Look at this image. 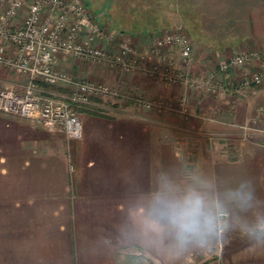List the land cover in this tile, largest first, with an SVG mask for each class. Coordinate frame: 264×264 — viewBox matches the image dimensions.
Listing matches in <instances>:
<instances>
[{"label": "crops", "instance_id": "obj_1", "mask_svg": "<svg viewBox=\"0 0 264 264\" xmlns=\"http://www.w3.org/2000/svg\"><path fill=\"white\" fill-rule=\"evenodd\" d=\"M85 2L102 10H97L101 25L140 49L151 44L150 35L181 31L190 36L180 8L195 11L194 20L204 17L206 22L190 36L192 71L206 78H218L217 53H264V0ZM159 5L168 13L164 9L158 16ZM170 54L181 62L178 54ZM258 65L253 61L244 71H255ZM58 67L165 103L175 102L184 91L163 84L168 90L163 94L162 83L153 78L73 57L61 56ZM242 71L230 74L236 83ZM0 72L9 74L0 77V88L21 91L28 79L5 68ZM187 93L189 118L98 101L102 107L81 111L84 135L79 140L0 113V264H264V244L227 228L204 248L150 242L132 231L136 206L165 175L179 183L207 178L221 188L251 178L264 202V135L244 138L232 125L256 118L264 125V115L256 110L264 87L244 88L241 97L195 89ZM237 96L244 100L234 102Z\"/></svg>", "mask_w": 264, "mask_h": 264}, {"label": "built area", "instance_id": "obj_2", "mask_svg": "<svg viewBox=\"0 0 264 264\" xmlns=\"http://www.w3.org/2000/svg\"><path fill=\"white\" fill-rule=\"evenodd\" d=\"M170 52L178 54L181 62ZM61 56L103 64L122 73H139L184 91L173 103L148 99L105 82L75 77L58 67ZM216 56L218 78L214 80L192 71V41L181 31L157 35L146 49H140L117 31L101 25L85 0H0V68L28 77L21 91L0 89V113L37 122L79 140L84 135L81 110L102 107L100 101H127L144 111H170L189 118L188 89L226 97L238 95L244 88L264 87L261 51ZM253 61L259 68L244 71ZM237 71L243 73L236 83L230 74ZM256 110L264 115V100ZM232 125L242 130L244 138L251 133L264 135L259 118Z\"/></svg>", "mask_w": 264, "mask_h": 264}, {"label": "clouds", "instance_id": "obj_3", "mask_svg": "<svg viewBox=\"0 0 264 264\" xmlns=\"http://www.w3.org/2000/svg\"><path fill=\"white\" fill-rule=\"evenodd\" d=\"M131 228L150 242L169 240L179 248L208 247L226 228L264 244V202L251 178L221 188L207 178L179 183L165 175L136 206Z\"/></svg>", "mask_w": 264, "mask_h": 264}, {"label": "rangeland", "instance_id": "obj_4", "mask_svg": "<svg viewBox=\"0 0 264 264\" xmlns=\"http://www.w3.org/2000/svg\"><path fill=\"white\" fill-rule=\"evenodd\" d=\"M168 2V1H167ZM162 5V4H161ZM161 5H159V10L157 11V14H158V16H161V14L162 13H164L163 11H164V9H167V8H163ZM163 6H165V7H168V3H166V4H164ZM162 7V8H161ZM87 8L91 11V13L93 14V17L99 22V23H101V20L99 19V16L100 15H97V10L98 11H100V8H97V7H94V6H92V4L90 3V4H87ZM174 9H175V11H177L176 9V7H174ZM181 9V11H180V13H181V15H182V17H183V23H184V25H186V30L191 34L190 36H194L195 35V32H194V30H196V29H199V27L200 28H202V26L205 24V19H203L204 17H202V19L201 20H198V19H196V20H194V18H193V14H195V11H191V10H189V9H187L184 5L180 8ZM93 10V11H92ZM104 10V12H105V9H103ZM95 11V12H94ZM102 11V10H101ZM100 11V12H101ZM99 12V13H100ZM132 12H134V15H135V10H132ZM155 13L156 12H154V14L153 15H155ZM166 13H168V9H167V12H165V14ZM177 13L175 12V16L177 17V19H179L178 17V15L179 14H177ZM136 16V15H135ZM209 23H210V25H208V26H210V28H211V25H213V23H211L212 21L211 20H209L208 21ZM178 23H179V20H178ZM217 26V25H216ZM213 29H214V27H212ZM227 29H229V27L227 28ZM158 34H154V35H150L149 36V40L151 41L155 36H157ZM188 35V34H187ZM189 36V35H188ZM190 36H189V38H190ZM13 74H15V73H13ZM5 75H9V74H6V73H4V72H0V77H5ZM13 76V75H12ZM159 87L161 88L160 89V91H162V93L164 92H167L168 90H167V88L165 87V86H163V84H161V86L159 85ZM0 89H2V88H0ZM163 93V94H164ZM180 93V92H179ZM180 96V95H179ZM231 96H235V95H231ZM238 96L239 97H241V96H243L242 94H238ZM238 96H237V98H232V100L234 101V102H241V101H243L244 99H243V97H242V100H240V99H238ZM243 104V103H242ZM107 105L109 106V107H118V108H122V107H132L133 109H135V111L136 112H144V110L143 109H140V108H137L133 103H131V102H127V101H121V102H119V101H108L107 102ZM190 106H191V103H190ZM204 106H209V104L207 103V104H204ZM84 109H82L81 111H83ZM238 124H240V123H238ZM241 124H243V123H241ZM258 134H260V133H258ZM219 136V135H218ZM218 136H214L215 138H217ZM242 136H243V133H242Z\"/></svg>", "mask_w": 264, "mask_h": 264}]
</instances>
